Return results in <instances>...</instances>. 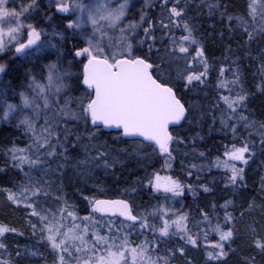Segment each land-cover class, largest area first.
<instances>
[{
    "label": "snow or ice",
    "instance_id": "obj_1",
    "mask_svg": "<svg viewBox=\"0 0 264 264\" xmlns=\"http://www.w3.org/2000/svg\"><path fill=\"white\" fill-rule=\"evenodd\" d=\"M167 4L168 0H163L162 9ZM35 7L36 0H32L30 4L24 3L23 0H0V24L7 25L6 30L5 27H0V51L13 41H17L16 53H25L27 56L31 53L26 50L33 47H37L40 51L48 47H58V44L53 43L52 38L59 36L62 41L63 33L57 32L55 28L51 33L38 31L31 23L27 24L26 42H18L19 34L25 28L21 17ZM55 7L60 13L70 11L78 13L75 19L68 21L66 30L79 31L86 41L87 46L80 47L74 52V57H83L87 61L83 64L82 76V84L86 86V91L83 96L76 98V111L68 106L72 97H65L61 106L60 95L69 88L65 80L68 73L63 69V65L52 63L47 65L46 82L33 79L29 84L32 94H20L22 107L9 103L7 97L0 96V105L6 106L4 117L7 118L10 113L19 109L22 117L19 124L23 125L25 132L30 134V143L24 148L13 146L9 150L14 166L23 170L27 165L28 170L23 173L26 183L17 185L16 193L9 191L8 200L13 203H23L22 210L28 215L31 231L37 233L45 246L51 249L52 264H127L125 258L127 252H131L133 264H170V260L176 259L178 255L183 256L185 247V245H180L178 248L167 247L168 240L173 234L170 230L173 226L178 230L181 229L188 216L182 215L181 211L173 212L168 204L176 197H180L185 189L190 192L195 191L191 185L181 184L171 176L162 177L158 173H153L145 178L148 179L151 188L161 194L163 202L149 205L152 209L150 212L139 211L140 206L134 208L127 200H108L82 195V199L91 205L92 215L80 216L75 204L65 196L63 183L72 179L69 173L91 178L95 169H110L118 162L114 155L116 150L111 148L107 141L101 140L104 129L118 130L119 135L124 138H142L141 144L157 155L163 154L165 163L173 160V152L177 151L180 140L178 137L174 138L169 126L195 119L194 106L186 107L188 101L184 93L203 84L208 75L209 67L203 57L204 50L201 47L196 53L200 57L202 71L189 68L186 61L185 70L179 71L181 58L174 50L165 49L163 53L157 52L153 56L151 53L154 45L150 43L148 52L137 49L134 53L133 45L129 42V30L135 33L139 25L131 21L125 25L128 0L123 2L88 0L87 3L84 0H70V2L57 0ZM220 7L224 8V12L221 13L222 19L226 18L229 22L235 19L237 27L242 30L241 37L247 36L245 46H250L258 38H264V0H246L244 15L237 17L228 14L226 5H209V10L216 11ZM185 10L180 8L177 0V3L167 10L169 23H173V18H182ZM140 19L143 21L144 16L141 15ZM163 26L168 27V25ZM183 28L188 33L181 38L183 41L190 44L200 43L194 39L193 29L188 23H184ZM42 31L47 39H42ZM144 32L146 37L153 39L148 29ZM140 43L143 44L144 40ZM173 43L177 42L173 41ZM106 48L110 51H106ZM188 52V47H179V53ZM193 59L195 60V57ZM260 59L262 63L259 70L264 74V53H261ZM4 71L5 66L0 65V73ZM224 71L223 68L219 69L218 74L221 78L218 81L219 88L240 82L238 70L232 73L237 79L231 81L222 79ZM228 90L232 92V88L229 87ZM247 99L245 90L241 86L235 98L221 96L213 105L218 107L219 102H223L225 108L221 110V126L231 127L233 140L239 143V146L233 143L231 148L224 146V156L227 160L222 165L219 163L216 165L218 168L223 166L226 169V189L230 188L235 197V199L224 198V204L218 206L225 214L222 218L215 217L216 222L212 228L219 235L220 242L213 246L214 251L209 252L208 257L217 264H227L229 253L239 250L232 249L229 243L235 242L233 236L236 231L231 226L236 217L231 215L229 208L233 211L238 210L236 201H240V206L249 215L259 211L264 217V178L260 180L259 195L254 196L247 190L244 171L258 152L264 154V124L260 125L262 134L259 145L251 140L240 139L237 136V128L229 124V121L235 120L236 123L245 122L246 127L256 126V121H248L237 111L245 105ZM25 109H30L31 114L25 113ZM65 116L80 121L85 128L84 133L75 136V142L70 141L71 129L68 125L65 124L61 128ZM41 119L43 124L38 126L37 122ZM173 144L176 147H172ZM81 149L83 158L79 156ZM72 153L77 155L74 156ZM182 155L186 156L187 153ZM193 155L204 157L205 153L194 152ZM216 159L219 161V157ZM237 163L243 166L237 167ZM180 165L181 170L185 171L183 159ZM193 170H195L197 187H203L204 191L208 192V187L199 179L200 174L206 170L204 166L189 161L186 175L193 176ZM216 207L213 206L214 212ZM96 214H101L99 219L95 218ZM240 215L243 218L244 212ZM113 217L117 220L114 221ZM121 217L122 220L119 219ZM173 217L178 219L174 220ZM221 219L228 231L221 228ZM201 220L206 225L213 224L207 213L201 215ZM260 228V232L256 227L251 228L252 247L264 257V234H262L264 225ZM103 229H107V235L100 234ZM90 230L91 235H89ZM9 232L15 233L16 229L0 225V250L6 251L4 234ZM133 232L144 236L153 235L155 239L145 238L138 247L130 249L129 236ZM18 234L23 235V233ZM178 234L188 244L197 243V240L187 235L186 230L179 231ZM161 244L165 246L164 257L158 255ZM226 245H228L227 251ZM101 246L105 248V254L95 255ZM0 264H8V262L0 261ZM241 264H256V261L254 257L246 258Z\"/></svg>",
    "mask_w": 264,
    "mask_h": 264
},
{
    "label": "trees",
    "instance_id": "obj_2",
    "mask_svg": "<svg viewBox=\"0 0 264 264\" xmlns=\"http://www.w3.org/2000/svg\"><path fill=\"white\" fill-rule=\"evenodd\" d=\"M30 4L32 0H23ZM144 16L143 21L139 18L136 24L139 27L135 33L129 30L130 42L134 44L133 51L143 49L148 52V45H154L151 55L155 56L157 52L163 53L165 49L174 50L181 58L179 62V71H184L185 61L189 68L203 69L200 67V57L196 55L199 48H203V57L208 63L209 72L203 84L195 86L192 91H185L184 95L188 101L186 107H193L194 120L183 121L178 127L172 129V134L178 137L180 143L177 151L173 152V160L165 163L163 154L157 155L150 148L141 144L142 140H129L121 137L118 131L103 130L104 135L101 140L107 141L108 145L115 149L114 155L118 162L110 169L97 168L91 178L72 175L71 180H65L63 183V192L70 202L74 203L80 216L92 215V207L87 201L82 199L88 197H122L125 198L124 191H111L112 188L129 186L133 182L138 185V201L142 202L144 207L153 205L158 200V195L154 194V188L148 183L146 176L153 173H166L180 181L181 184L191 185L195 191L185 189L181 198L183 208L181 214H187V224L184 227L187 235L195 238L199 247L200 260L197 264H217L210 260L208 253L214 251L213 246L220 240L219 235L201 220V215L207 213L209 218L215 222V217H223L224 211L218 206L223 205L224 198L235 199L231 189H226L227 171L221 167H216L217 163L223 164L227 157L224 156V146L232 147L233 143H239L233 140L231 127H222L220 123L221 110L225 108L222 101L218 107H213L221 96H231L235 98L237 92H240L241 86L245 90L248 99L237 111L242 113L248 121H256L255 127H246L245 122L236 123L235 120L229 121L230 125L237 128V136L243 140L254 141L257 145L260 142V125L264 124V79L260 65L262 63L260 56L264 53V38H258L250 46H245L247 36L241 37V29L237 27L236 20L229 22L226 18L222 19L221 13L224 8L220 7L216 11H210L209 5H226L227 12L232 17L243 16L246 8V0H179L180 8H185L182 18H173V23H169V12L167 11L177 3V0H168V4L162 9L163 0H142ZM36 8L43 11L44 18L41 26H47L58 16L57 10H51L47 6V0H36ZM32 9V10H34ZM30 10V11H32ZM53 14V16H51ZM51 17V19H48ZM69 18L67 19V23ZM163 22V24L161 23ZM188 23L193 29V37L199 41L198 44H190L181 38L188 33L184 30L183 24ZM151 25V27H149ZM163 25H168L164 27ZM48 27V26H47ZM148 29L151 37L145 36L144 30ZM231 29V31H230ZM64 39L54 38L53 43L58 44L57 48L49 47L45 56H37L32 50L30 56L25 54L16 55L14 51L6 54L0 52V65L5 66L10 80L20 91L17 101L22 103L21 93L31 95L29 84L33 79L38 82H46L47 65L57 63L63 65V69L68 75L65 77L69 84L60 95L61 106L65 97H72L69 107L77 110L76 98L85 94L86 86L82 84L83 64L86 60L83 57H74V52L80 47H85V41L73 30L67 29L63 34ZM144 40V43H140ZM176 41L177 43H173ZM188 47V53H179V47ZM106 51H110L106 48ZM195 57V60L193 59ZM83 61V63H81ZM223 68L224 76L222 79L231 81L237 79L232 73L237 72L241 78L236 85L229 84L228 87L219 88L218 81L219 69ZM5 75V74H4ZM175 75V73L173 74ZM232 88L229 92L228 88ZM90 91V90H88ZM183 102V101H182ZM31 114V110H29ZM51 115V113H49ZM38 126L43 124V119L37 122ZM67 124L71 129L70 141L75 142V136L84 133L85 128L78 120L70 117H63L61 128ZM30 134L26 133L24 126L16 120L0 119V225L16 229V232L5 233L6 251L0 250V261H7L8 264H52L51 249L45 246L43 240L37 233H33L29 227L28 215L23 211V203H13L8 200L9 191L17 192V185L26 183L24 171H27V165L21 170L14 166V161L10 153L13 146L24 148L30 143ZM199 137H202L200 139ZM124 141V142H122ZM172 147H176L175 144ZM103 151V149L101 150ZM203 152L204 157L193 155V153ZM179 153V154H178ZM187 153L186 156L182 155ZM77 155V153H72ZM80 158H83L82 149L79 150ZM151 157V159H149ZM219 157V161H217ZM183 159L186 166L185 171L181 170L180 161ZM141 161V162H138ZM147 161V163H143ZM189 161L202 165L206 169L200 174V181L209 189L205 192L203 187H197L195 170L193 176L186 175V169ZM237 163V167H242ZM55 167V164H53ZM245 180L247 181V190L252 195H259L260 180L264 178V154L259 152L250 161L249 166L244 168ZM79 189L80 191H78ZM151 189V190H150ZM124 190V189H123ZM111 191V192H110ZM55 195V193H53ZM210 199V200H209ZM209 201L208 206L206 205ZM259 206V200H257ZM237 209L229 208L231 215L236 217L231 226L236 229L234 232V243H230L232 249H239L235 253H229L227 264H241L244 259L255 258L256 264H264V257L252 247L253 235L245 233L243 218L246 221L257 223V226L264 225V217L259 211L249 215L244 208L240 206V201H236ZM137 206V205H136ZM133 204V207H136ZM213 206L216 211H213ZM241 212H244L241 218ZM95 218H99L96 214ZM200 220L198 227L192 230V221ZM35 222L34 220L32 221ZM67 222V221H66ZM191 223V224H190ZM220 226L224 231L229 229L225 227L223 219L220 220ZM173 233L171 236H177L186 241L181 235ZM18 233H23L19 235ZM249 234V235H248ZM206 237V238H205ZM259 238L258 236L256 237ZM133 244L129 243L128 248H136L141 241L133 239ZM187 242V241H186ZM195 245H192L195 247ZM226 251L228 245L225 246ZM158 255L165 256V246L160 245ZM187 260V259H185ZM173 264V263H172ZM176 264H182L176 262Z\"/></svg>",
    "mask_w": 264,
    "mask_h": 264
},
{
    "label": "rangeland",
    "instance_id": "obj_3",
    "mask_svg": "<svg viewBox=\"0 0 264 264\" xmlns=\"http://www.w3.org/2000/svg\"><path fill=\"white\" fill-rule=\"evenodd\" d=\"M56 2H57V0H47L48 8L53 10V11L56 10V7H55ZM69 2H70V0H69ZM84 2L87 3L88 0H84ZM120 2H123V0H120ZM142 12H143V2H142V0H128V12L126 14L125 25L129 21H131L132 23H136L138 21V19L141 17ZM57 13H58V16L53 20L52 23H50V24L48 23V25H47L48 27L47 26L44 27V26L40 25L41 21L44 18L43 11L41 9L36 8V9L30 11L29 13H26L25 16L21 17V22L25 25V28L19 34L18 42H26L27 32H28L27 24H29V23H31L34 27H36V29L38 31L44 30V31H47V32L51 33L53 28H55L57 32H61V33L64 34L65 30H66V26H67V19L68 18H69V20L75 19L76 15H78V13L71 12V11L69 13H60V12H57ZM51 16H53V14ZM0 27H5V30H6L7 25L0 24ZM88 30L89 31L91 30L90 27H89ZM75 33L77 35H79L85 41L84 37L79 34V31H76ZM58 37L59 36L54 37V38H58ZM5 38L7 39V37H5ZM47 38L48 37L43 35V31H42V39H47ZM54 38H52V39H54ZM85 43H86V41H85ZM16 46H17V41H13V42L9 43L5 47V49L3 51H0V52L2 54L10 53L12 51L15 52V47ZM30 50H32L31 52H33L37 56H45L47 54V52L49 51V47L46 50H44V51H40V50H38L37 47H33L31 49H28L26 52H28ZM21 54L23 55L25 53H21ZM21 54H19V55H21ZM19 93H20V91L16 88L14 83L10 80V78L8 76V73H6V72L3 73L0 76V96H5V97H7L9 103H13V104H16V105H19V106L22 107V103H20L19 101L16 100V98L19 96ZM5 107L6 106L0 105V119H3V120H16V121L19 122V120L22 118L20 116L19 109H17L16 111L10 113L9 116L7 118H5L4 115H3V113L5 111ZM29 110L30 109H25V113L30 115ZM159 175L162 176V177L163 176H171L170 174H166V173H160ZM172 178L174 180H177L174 177H172ZM177 181L180 182L179 180H177ZM110 190L111 191H117V190L118 191H120V190L124 191L125 194H126L125 198L130 200L132 202V204H135V206L136 205L140 206L139 207V211H141V212H144V211H149L150 212L152 210L150 207H147V206L144 207V204L142 202H140L139 204L137 203V201H138V194H137L138 193V191H137L138 190V185L135 182H133L131 185H129L127 187L124 185V186H121L119 188H112ZM153 191H154V194L158 195V197H159V199L156 200L155 203H153V205L157 204L158 202H163V197L161 196V194L157 193L155 191V189ZM181 196L180 197H176L175 200L171 201L168 204V207L173 212L181 211V209L183 208V200H182ZM208 203H209V201H207V203H206L207 206H208ZM96 219H99V218H96ZM112 219L114 221L117 220V219H114V218H112ZM173 219L174 220L178 219V217H173ZM152 222L156 223V221H152ZM215 222L213 221V224L210 225L211 229L214 227ZM199 223H200V220H198V219L195 220V221H192V230L193 231L198 227ZM186 224H187V220H185L183 222V225H182L181 229L178 230V229H176L175 226H173V228H172L173 230L172 231L174 233L178 234L179 231H184V227L186 226ZM242 224L244 225V229H245L244 232L246 234L249 233L250 236L253 235V233L251 231L252 227H256L258 232L261 231V228H260L261 225L258 227L257 223L251 222L250 220L245 222V218H243V223ZM81 227H83V225H81ZM91 234H92V232L90 230L89 235H91ZM100 234L101 235H107V229H103L100 232ZM262 234H264V233H262ZM178 235H180V234H178ZM145 238L155 239V236H153V235L144 236V235H140L137 232H133L129 236V241H130L131 244H133V242H132L133 239H136L138 241H142ZM193 239H195V238H193ZM219 242H220V240H219ZM180 245H185L183 256L181 257V256L178 255V257L176 259L170 260V264H172V263L176 264V262H181V261H182L183 264H197L196 262H199V260H200V255H201L200 252L201 251L199 250V247H196V245L194 247L191 244H188L186 241H183V239H181V238H179V237L174 235V236H171V239L168 240L167 247L168 248H178ZM112 250L115 251V249H112ZM104 254H105V248L103 246H101V248L95 253V255H97V256L104 255ZM125 258L127 260V264H133L131 252L125 253ZM185 259H187V260H185Z\"/></svg>",
    "mask_w": 264,
    "mask_h": 264
},
{
    "label": "water",
    "instance_id": "obj_4",
    "mask_svg": "<svg viewBox=\"0 0 264 264\" xmlns=\"http://www.w3.org/2000/svg\"><path fill=\"white\" fill-rule=\"evenodd\" d=\"M28 50V49H27ZM26 50V51H27ZM17 55H19V54H21V53H16ZM87 62V61H86ZM85 62V63H86ZM182 123V122H181ZM177 126H179V125H170L169 126V131L171 132V130H172V128H174V127H177ZM106 131H118V130H115V129H105ZM128 139H136V140H142V138H128ZM99 199H108V200H121V199H123V200H127V199H125V198H105V197H100ZM128 201V203L130 204V205H132V203L129 201V200H127ZM98 215H101V214H98ZM113 218H116V217H113ZM119 219H123V217H121V218H119Z\"/></svg>",
    "mask_w": 264,
    "mask_h": 264
},
{
    "label": "clouds",
    "instance_id": "obj_5",
    "mask_svg": "<svg viewBox=\"0 0 264 264\" xmlns=\"http://www.w3.org/2000/svg\"><path fill=\"white\" fill-rule=\"evenodd\" d=\"M129 42H130V40H129ZM130 43H132V42H130ZM132 45H133V48H134V44L132 43Z\"/></svg>",
    "mask_w": 264,
    "mask_h": 264
},
{
    "label": "bare ground",
    "instance_id": "obj_6",
    "mask_svg": "<svg viewBox=\"0 0 264 264\" xmlns=\"http://www.w3.org/2000/svg\"><path fill=\"white\" fill-rule=\"evenodd\" d=\"M180 263H182V261H181ZM182 264H183V263H182Z\"/></svg>",
    "mask_w": 264,
    "mask_h": 264
}]
</instances>
